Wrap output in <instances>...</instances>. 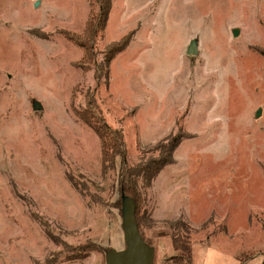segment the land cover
<instances>
[{
  "label": "rangeland",
  "instance_id": "1",
  "mask_svg": "<svg viewBox=\"0 0 264 264\" xmlns=\"http://www.w3.org/2000/svg\"><path fill=\"white\" fill-rule=\"evenodd\" d=\"M90 10L0 0V264H105L102 250L123 249L113 175L101 177L97 137L70 106L87 94L123 132L129 164L184 137L146 193L153 264L175 256L176 225L193 264H264V0H112L87 59L70 37ZM126 34L97 83L102 52ZM91 245L101 252L66 259Z\"/></svg>",
  "mask_w": 264,
  "mask_h": 264
},
{
  "label": "trees",
  "instance_id": "2",
  "mask_svg": "<svg viewBox=\"0 0 264 264\" xmlns=\"http://www.w3.org/2000/svg\"><path fill=\"white\" fill-rule=\"evenodd\" d=\"M90 5L89 17L83 29V36L70 37L75 43H80V47L84 50V57H89L88 50L93 48L101 41L107 26L109 12L112 6V0H88ZM132 36L126 34L119 40L112 42L102 52L101 62L95 65L94 79L98 83L102 76L107 82L109 66L111 61L120 53H122L130 44ZM92 56V55H90ZM264 59V52L261 53ZM79 89L78 85L74 91ZM76 95V94H75ZM75 96L70 100V106L77 120L88 127L99 142L100 151V175L105 177L112 174L114 178V186L118 190V210L120 214V193L133 199L135 204V222L143 241L151 246L145 239L143 229L150 230L154 223H151L150 215L145 211L146 193L152 182L159 173L167 166L174 162L173 156L179 144L184 140L181 134L171 135L164 141L158 143L154 148L146 154L137 158L136 163L129 164L124 144V135L120 129H111L103 120L101 112L91 95L84 97V104L81 102L74 105ZM69 184L78 192H83V186H79L73 180L67 177ZM183 227V236L178 235L177 225L172 228L171 247L175 256L167 259L164 264H193L191 256V242L189 240V230ZM177 230V232H176ZM98 246L78 247L77 252L66 254L68 261H80L88 257L92 252H101ZM109 250V249H108ZM102 252L105 255V250Z\"/></svg>",
  "mask_w": 264,
  "mask_h": 264
},
{
  "label": "water",
  "instance_id": "3",
  "mask_svg": "<svg viewBox=\"0 0 264 264\" xmlns=\"http://www.w3.org/2000/svg\"><path fill=\"white\" fill-rule=\"evenodd\" d=\"M37 6V1L33 7ZM236 30L232 32V36H236ZM187 56L196 55V43L192 41L187 50ZM33 111H40L41 107L34 102L32 105ZM259 110L255 113L258 117ZM120 229L123 236V249L115 251L109 249L105 251V264H153L154 263V248L147 245L140 237L138 232L134 212L135 204L132 198L120 193Z\"/></svg>",
  "mask_w": 264,
  "mask_h": 264
}]
</instances>
